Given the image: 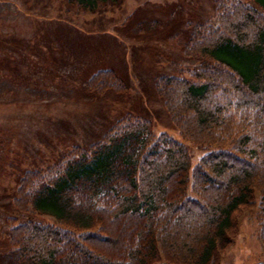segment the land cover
<instances>
[{
  "label": "trees",
  "instance_id": "trees-1",
  "mask_svg": "<svg viewBox=\"0 0 264 264\" xmlns=\"http://www.w3.org/2000/svg\"><path fill=\"white\" fill-rule=\"evenodd\" d=\"M68 1L96 10L115 0ZM213 8L215 21H190L181 45L200 61L188 75L153 80L180 137L213 147L191 164L183 139L127 114L99 138L25 168L13 204L54 221L11 225L8 264H219L255 193L264 223V0H214ZM86 83L125 87L110 66Z\"/></svg>",
  "mask_w": 264,
  "mask_h": 264
},
{
  "label": "rangeland",
  "instance_id": "rangeland-1",
  "mask_svg": "<svg viewBox=\"0 0 264 264\" xmlns=\"http://www.w3.org/2000/svg\"><path fill=\"white\" fill-rule=\"evenodd\" d=\"M213 1L115 0L89 10L68 0H0V264H8L11 225L26 217L54 221L13 204L10 194L25 168L99 138L127 114L147 117L155 132L165 129L183 139L191 164L213 147L180 137L153 87L156 75H188L200 61L181 45L190 21H215ZM106 66L125 82L121 91L87 85L88 75ZM254 196L238 214L219 264H264V223Z\"/></svg>",
  "mask_w": 264,
  "mask_h": 264
}]
</instances>
